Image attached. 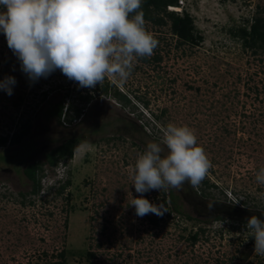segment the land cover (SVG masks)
Returning a JSON list of instances; mask_svg holds the SVG:
<instances>
[{"label":"rangeland","instance_id":"rangeland-1","mask_svg":"<svg viewBox=\"0 0 264 264\" xmlns=\"http://www.w3.org/2000/svg\"><path fill=\"white\" fill-rule=\"evenodd\" d=\"M123 1L0 0V264H264V49L235 36L264 0L168 6L199 44ZM102 8L118 28L67 25ZM62 99L83 114L68 127L51 115ZM35 162L37 194L23 173Z\"/></svg>","mask_w":264,"mask_h":264},{"label":"trees","instance_id":"trees-1","mask_svg":"<svg viewBox=\"0 0 264 264\" xmlns=\"http://www.w3.org/2000/svg\"><path fill=\"white\" fill-rule=\"evenodd\" d=\"M123 10H126L127 17H136V19L151 22L158 25H166L169 23L170 31L176 35L181 42H190L192 44H199L201 37L196 36L193 32L192 19L189 14H177L175 12H166L168 6H178V0H124L122 2ZM122 21L120 14L113 15L107 8H102L96 14L90 16L80 15L77 17L70 18L67 25L74 29L76 32L82 34L84 37L91 34L89 32V26L92 24L96 28H102L103 30H112L118 28ZM249 27L243 26L237 29L235 36L242 40L243 44L251 49H264V18L261 16H253L250 20H247ZM141 26V24L139 23ZM139 40L141 43V51L144 55L143 60L145 61V55L148 54L151 49L155 46L154 41H149L146 34H140ZM106 92V88H104ZM68 93L65 94V97ZM114 96L124 103H128L127 98L119 92H114ZM90 97L80 96L82 102H88ZM63 103L64 99L60 100L55 104L51 110V115L60 123V119L63 115ZM71 116L67 113L66 120L70 122L73 117L78 118L81 115V108H68ZM29 131L28 124H23L21 129L14 133L9 142L12 144L17 143L24 137ZM78 138H72L65 140L60 146L52 150L45 155V159L49 166H56L59 161L71 159L75 148V143ZM7 142L6 137H0V147H3ZM41 164L38 162L32 163L24 168V175L32 182V193L37 194L40 190V179L38 173L42 171ZM70 182L67 180L58 189V193L69 186ZM207 185V183H205ZM171 203L175 211L179 212L178 205L175 197L171 196ZM190 218V217H188ZM157 223L154 221V224ZM198 234H194L191 237L192 242H196Z\"/></svg>","mask_w":264,"mask_h":264},{"label":"clouds","instance_id":"clouds-1","mask_svg":"<svg viewBox=\"0 0 264 264\" xmlns=\"http://www.w3.org/2000/svg\"><path fill=\"white\" fill-rule=\"evenodd\" d=\"M177 7L179 8V2H178V6H175V7H173V8H175V9L177 10ZM176 10H174V12H175ZM175 13H176V12H175ZM179 14H180V13H179ZM65 99H67V98H65ZM65 99H64V102H65ZM66 107H67V109L70 108V104L67 105ZM64 108H65V103H63V112H64ZM77 108H79V107H77ZM71 114H72V113H71ZM71 114H70V116H71ZM80 116H83V114H81ZM73 119H77V118L73 117ZM60 123H61V120H60ZM61 124H62V123H61ZM52 167H54V166H52ZM58 175H60V174H58ZM58 175H57L56 183H57V184H60V183L63 184V182H64V176L62 177L61 175H60V176H58Z\"/></svg>","mask_w":264,"mask_h":264},{"label":"built area","instance_id":"built-area-1","mask_svg":"<svg viewBox=\"0 0 264 264\" xmlns=\"http://www.w3.org/2000/svg\"><path fill=\"white\" fill-rule=\"evenodd\" d=\"M67 113L70 115L71 113L68 111V109H67V107L65 106V108H64V112H63V115H62V117H61V123H62V125L64 126V127H68L69 125H70V122H68L67 120H66V117H67Z\"/></svg>","mask_w":264,"mask_h":264}]
</instances>
